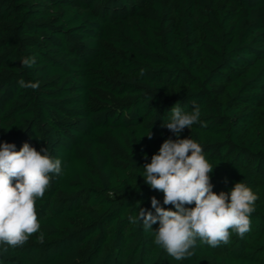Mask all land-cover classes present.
Returning a JSON list of instances; mask_svg holds the SVG:
<instances>
[{"label": "trees", "instance_id": "1", "mask_svg": "<svg viewBox=\"0 0 264 264\" xmlns=\"http://www.w3.org/2000/svg\"><path fill=\"white\" fill-rule=\"evenodd\" d=\"M177 102L200 108L179 138L202 146L213 191L258 196L243 237L197 240L181 261L154 244L158 222H130L153 196L172 207L143 166L177 139L161 126ZM4 142L47 149L61 173L36 201L39 232L0 246V264H264V0H0Z\"/></svg>", "mask_w": 264, "mask_h": 264}, {"label": "clouds", "instance_id": "2", "mask_svg": "<svg viewBox=\"0 0 264 264\" xmlns=\"http://www.w3.org/2000/svg\"><path fill=\"white\" fill-rule=\"evenodd\" d=\"M34 63L35 57L21 59L24 67ZM18 84L21 88H39V82L21 79ZM170 112V120L161 126L177 139L164 140L151 162L143 166V177L151 189L163 193V205L172 207L161 206L153 196L154 213L139 208L138 216L130 217V222L140 221L145 229H152L158 222L154 244L181 261L193 255L197 240L215 248L229 243L233 231L243 237L250 230L258 196L243 182L235 183L230 192H214L210 175L214 168L202 146L191 138H179L185 128L200 122V108L194 106L191 113H186L177 102ZM146 136L151 139L152 132ZM60 173V159H53L47 149L37 151L24 143L16 151L12 143L0 144V246L21 247L39 232L36 201L44 196L51 174ZM39 241L43 243V233Z\"/></svg>", "mask_w": 264, "mask_h": 264}]
</instances>
